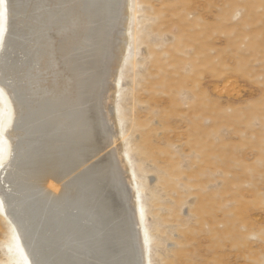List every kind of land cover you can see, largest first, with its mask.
<instances>
[{"label": "rangeland", "instance_id": "1", "mask_svg": "<svg viewBox=\"0 0 264 264\" xmlns=\"http://www.w3.org/2000/svg\"><path fill=\"white\" fill-rule=\"evenodd\" d=\"M128 7L113 101L146 264H264V0ZM14 232L0 205V264Z\"/></svg>", "mask_w": 264, "mask_h": 264}, {"label": "bare ground", "instance_id": "2", "mask_svg": "<svg viewBox=\"0 0 264 264\" xmlns=\"http://www.w3.org/2000/svg\"><path fill=\"white\" fill-rule=\"evenodd\" d=\"M128 1L0 0V205L22 264H146L113 101Z\"/></svg>", "mask_w": 264, "mask_h": 264}]
</instances>
